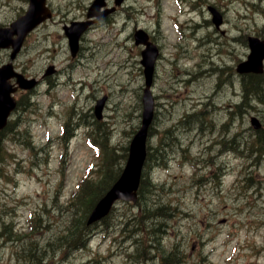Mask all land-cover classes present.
I'll return each mask as SVG.
<instances>
[{"label": "rangeland", "instance_id": "obj_1", "mask_svg": "<svg viewBox=\"0 0 264 264\" xmlns=\"http://www.w3.org/2000/svg\"><path fill=\"white\" fill-rule=\"evenodd\" d=\"M93 1L47 0L52 19L27 37L14 60L18 73L38 82L17 92L18 108L3 131L0 264H26L30 241L49 254L43 264H124L125 249L133 252L138 237L121 235L118 222L136 207L120 202L107 222L91 228L85 249L52 253L71 219L83 215L71 200L95 164L86 131L98 127L121 152L140 126L144 48L134 43L136 29L160 51L148 146L164 164L149 162L144 178L157 186L152 203L169 202L174 210L161 246L175 247L179 264H264V157L249 144L250 117L264 128V96H250L244 108L235 72L248 54L244 39H264V0H126L81 36L71 58L63 27L85 19ZM208 7L222 15L219 29ZM27 8L28 0H0V26ZM9 54L0 51V66ZM50 66L55 72L42 78ZM102 98L103 121L96 124L93 109ZM154 259L148 264H159V253Z\"/></svg>", "mask_w": 264, "mask_h": 264}, {"label": "trees", "instance_id": "obj_2", "mask_svg": "<svg viewBox=\"0 0 264 264\" xmlns=\"http://www.w3.org/2000/svg\"><path fill=\"white\" fill-rule=\"evenodd\" d=\"M242 80V100L245 99V101H243L245 103H247L250 96L258 97L262 89H264V74L245 76ZM96 124H102V122L96 121ZM9 127L10 126H8L7 129H9ZM97 129L86 134L92 148L96 150V163L92 167V170L89 171V174L79 183L77 191L72 195L71 200L75 202L76 209L83 212V215L79 219L78 217H73L70 221L69 228L66 230V234L57 237V245L55 247L56 249H53V255L57 253L70 254L86 248L88 233L94 226L87 225L88 216L99 199L102 198L112 184L118 179L122 170L120 160H126L128 148L120 152L118 148L109 144L110 139L108 135L102 134ZM67 133L68 132H66V134ZM253 134V138L249 143L252 148L251 152H254L253 149L255 146L257 148L259 147L258 153L260 156L262 155L261 158H263L264 129L258 130ZM3 141V133H0V165L6 159V156H8L7 151L2 146ZM247 145L248 144H246V148ZM150 149L151 148L148 149L143 176L146 175L147 168H150V166H148L149 162L158 160L159 157L161 158L160 154H158V157H155V153ZM238 152H240V150H238ZM259 160L261 161L262 159L259 157ZM156 187L157 186L152 184L150 180L143 177L138 191L137 202L131 205L136 208L129 211L127 213L128 215L119 218L118 224L120 226V234L126 236L131 235V238L138 237L134 239L135 248L133 252L128 251L127 248L125 249L124 264L153 263L156 260L154 256L158 253L160 255L159 264L180 263L178 256L176 257L175 254V247H173L171 251L166 252L161 246V239L165 232L166 221L172 216L171 214L174 210L169 202L164 204L158 200L161 203H152L154 200L151 201L150 197L153 195ZM68 205L70 206L71 202ZM109 216L110 215L104 218L100 223L107 222L106 220ZM32 223V230L36 231V222L32 220ZM39 223H37V225H39ZM28 247L29 248L26 249L24 253L25 263L43 264L44 255L49 254L39 249L34 242L30 241Z\"/></svg>", "mask_w": 264, "mask_h": 264}, {"label": "water", "instance_id": "obj_3", "mask_svg": "<svg viewBox=\"0 0 264 264\" xmlns=\"http://www.w3.org/2000/svg\"><path fill=\"white\" fill-rule=\"evenodd\" d=\"M121 1L122 0H116V4L119 5ZM45 3L46 0H29V6L24 16L18 18L10 26L0 28V49L11 48L12 50L9 57L10 62L0 67V130L6 126L8 116L16 107V101L15 98L12 97V94L15 93L18 88L32 89L37 83L34 79L27 80L22 75L16 73L13 69L12 61L19 53L27 34L40 23L51 17V13L45 6ZM103 6L104 0H95L90 7L88 17H96L95 21L100 20L103 15L105 16V14L109 13V11L105 13L99 12L100 8ZM209 10L213 15L215 27L219 28L222 23L220 14L213 8ZM91 23L90 21L85 23H72L69 27L64 28L72 57H75L78 51L79 38ZM134 37L136 45L141 44L145 47L141 52L140 61L145 77L141 127L129 144L128 158L119 179L97 203L89 216L88 224H92L105 217L110 212L114 203L118 200L136 201L137 190L146 159L148 130L153 120L154 100L151 95L150 87L152 85L155 63L159 52L157 47L149 41L148 36L143 31H137ZM248 42L250 54L246 61L240 63L236 67V72L239 74H261L263 72L264 62V43L256 38H249ZM53 72V67H50L45 75ZM12 78H16L18 87L10 83V79ZM104 103L105 99H102L98 101L95 107V113L99 119L101 118ZM250 122L255 129L260 127V123L256 118H251Z\"/></svg>", "mask_w": 264, "mask_h": 264}, {"label": "flooded vegetation", "instance_id": "obj_4", "mask_svg": "<svg viewBox=\"0 0 264 264\" xmlns=\"http://www.w3.org/2000/svg\"><path fill=\"white\" fill-rule=\"evenodd\" d=\"M110 5H111V2H110ZM110 7V6H109ZM83 20V18H80V19H78V17H74L72 20H71V22L72 21H82ZM70 22V23H71ZM100 25L101 23H95V24H92L91 26H97V25ZM64 26H66V25H64ZM241 81V80H240Z\"/></svg>", "mask_w": 264, "mask_h": 264}, {"label": "bare ground", "instance_id": "obj_5", "mask_svg": "<svg viewBox=\"0 0 264 264\" xmlns=\"http://www.w3.org/2000/svg\"><path fill=\"white\" fill-rule=\"evenodd\" d=\"M261 97L264 96V89H262L261 93L259 94ZM242 106L245 108L246 107V104L245 102H243Z\"/></svg>", "mask_w": 264, "mask_h": 264}]
</instances>
